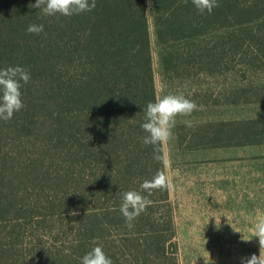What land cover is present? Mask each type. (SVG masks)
Here are the masks:
<instances>
[{
    "label": "trees",
    "instance_id": "obj_1",
    "mask_svg": "<svg viewBox=\"0 0 264 264\" xmlns=\"http://www.w3.org/2000/svg\"><path fill=\"white\" fill-rule=\"evenodd\" d=\"M30 4L0 0V69L31 74L25 106L0 120V264H81L97 245L113 264H174L173 217L154 209L169 188L153 191L131 229L120 212L125 192L167 175L164 143L157 161L140 126L158 99L146 0H96L71 17ZM150 7L163 86L190 100L207 92L201 75L264 58V0H218L210 14L192 0Z\"/></svg>",
    "mask_w": 264,
    "mask_h": 264
},
{
    "label": "rangeland",
    "instance_id": "obj_2",
    "mask_svg": "<svg viewBox=\"0 0 264 264\" xmlns=\"http://www.w3.org/2000/svg\"><path fill=\"white\" fill-rule=\"evenodd\" d=\"M146 2L158 98L185 96L174 85L164 88L157 72ZM252 57L230 62L221 74L201 75L207 92L192 99L198 108L191 115L176 117L164 143L169 204L154 209H169L173 217L179 244L174 264H241V258L264 255L253 236L264 215V58ZM199 126L201 135L193 139Z\"/></svg>",
    "mask_w": 264,
    "mask_h": 264
},
{
    "label": "clouds",
    "instance_id": "obj_3",
    "mask_svg": "<svg viewBox=\"0 0 264 264\" xmlns=\"http://www.w3.org/2000/svg\"><path fill=\"white\" fill-rule=\"evenodd\" d=\"M192 4L200 14H210L218 6V0H192ZM30 6L40 9L44 16L71 17L92 11L96 7V0H35V4H30ZM26 31L40 34L44 31V26L30 24ZM30 79V72L19 65L0 69V120H10L16 112L25 106L21 89L29 83ZM197 108L198 105L195 101L176 94L164 95L155 102H149L146 105L144 122L140 126L147 133L143 138V143L153 146L155 160H162L157 146L171 139L176 117L191 115ZM187 126L191 127V123L188 122ZM170 187L168 176L158 170L152 179L144 180L140 184L142 191L125 192L120 212L125 218L127 226L130 229L134 227L133 221L151 205V200L148 197L153 191L167 190ZM253 236L258 237L260 249L264 248V215L258 217ZM81 264H113V261L103 248L97 245L81 258ZM241 264H264V255L260 253L259 256L253 254L250 258H241Z\"/></svg>",
    "mask_w": 264,
    "mask_h": 264
}]
</instances>
